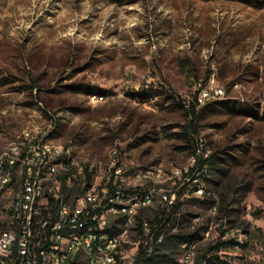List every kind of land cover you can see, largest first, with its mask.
<instances>
[{
	"label": "rangeland",
	"instance_id": "1",
	"mask_svg": "<svg viewBox=\"0 0 264 264\" xmlns=\"http://www.w3.org/2000/svg\"><path fill=\"white\" fill-rule=\"evenodd\" d=\"M199 80L200 88L213 81L227 95L200 105L199 112L207 107L192 120L187 110ZM150 92L152 99L139 98ZM33 129L47 131L104 179L118 149L125 186L157 192L141 206L151 214L161 195L190 183L184 171L196 165L203 141L202 153L219 151L227 179L247 187L252 214L246 207L243 216L250 226L235 230L245 241L264 224L256 220L264 218V0H0V146ZM208 159L199 199L217 176ZM136 169L141 175L134 176ZM183 200L182 211L209 215L202 202ZM6 201L3 193L0 213ZM110 223L114 231L123 227L119 214ZM136 224L130 241L143 244L148 231L138 233ZM210 224L217 235L220 221ZM256 238L257 249L242 247L232 257L242 262L256 252L264 262V243ZM187 248L164 264H183Z\"/></svg>",
	"mask_w": 264,
	"mask_h": 264
},
{
	"label": "built area",
	"instance_id": "2",
	"mask_svg": "<svg viewBox=\"0 0 264 264\" xmlns=\"http://www.w3.org/2000/svg\"><path fill=\"white\" fill-rule=\"evenodd\" d=\"M200 81H198V92L192 97L191 108L192 106L199 108L203 102L211 98L227 95L225 88H215L213 81L209 89H201ZM22 133V139L17 142H24V149L0 151V168L3 171L14 170V178L0 182V199L3 193L7 196L0 213V264L47 263L42 261V249L54 251V247H61V257H55L54 260H60L61 263L81 264L78 257H73V250H80V243H88V255L92 257V264H101V261L112 258L110 254L112 244L122 245L124 237H136L130 235L128 231L131 208L125 204L126 193L144 191L147 199L150 193L157 192L140 185L125 186V167L119 159L118 149L116 166L106 170L104 181L96 180V184H90L91 195H83L81 191L78 194H69V191L62 190V196H55V189H44V174H52L54 178L63 179V182L64 179H71L75 186V184H89L90 173L86 172V168L82 169V177H75V173H60L61 159L68 154L59 153V160H51L48 157L47 131L33 129L24 130ZM196 156L195 170L191 174L193 176L189 178L190 184L194 187L193 195L200 197L198 180L203 174L204 164L202 167L199 165L202 160L211 157L202 153V141L198 142ZM189 172L190 169L185 170V174ZM133 174L139 176L141 170L136 169ZM46 199L54 200L52 221L41 224L43 203ZM161 200L163 203L159 204V207L168 212L176 200V193L161 195ZM246 207L251 211V205ZM113 214H120L123 220V227H118L117 231H110L108 234L91 232L85 241H77L76 232L62 233V226H68L73 222L110 223ZM137 224L138 233L141 230H148V237L145 243L130 246V249H134V257L127 259L125 264H138L144 252L150 255L156 252V244L166 241L165 231L158 233L157 225L149 219L139 220ZM66 239H73V248H66ZM188 259L189 254L185 264Z\"/></svg>",
	"mask_w": 264,
	"mask_h": 264
},
{
	"label": "trees",
	"instance_id": "3",
	"mask_svg": "<svg viewBox=\"0 0 264 264\" xmlns=\"http://www.w3.org/2000/svg\"><path fill=\"white\" fill-rule=\"evenodd\" d=\"M67 87H73L74 85H66ZM76 89V88H75ZM154 92H157V88L152 87ZM139 98L143 101L152 99L154 93L139 94ZM182 104V103H181ZM235 105V104H234ZM184 107V105L182 104ZM202 108L199 112L196 106H192L190 110H187L192 115V120H197L201 113L206 109ZM228 107V106H227ZM230 107V105H229ZM193 135V134H191ZM191 139H193L191 137ZM237 158V157H235ZM221 157L219 151H214L211 157L208 159V164L212 172V169L216 170V178H211L213 189L205 188L204 185V199H199L193 195L194 187H189V182L185 184L175 185L176 200L171 206L168 212L164 211L161 207L155 211V214H151L150 208H140L136 215L137 221H148V219L157 225V232L161 233L165 231L166 241L164 243H158L156 245V252L148 255L146 252L141 256L138 264H164L172 260V256L178 253L179 248H182V243L195 244L196 260L197 264H222L221 251L227 245L244 244L237 240V231H247L250 226L249 221L243 216H247L245 197L247 194V187L233 178L227 179L228 168L221 166ZM205 160L200 162L199 167H202ZM194 167L190 169L189 173H184L187 177L193 176ZM90 173L89 184H85L82 187L80 184H75L71 189H66L69 194H78L80 191L83 193L90 184L93 183V174ZM92 179V180H91ZM92 182V183H91ZM133 189V188H131ZM184 196L192 198L193 201L202 202V206L208 210L209 215L205 216L201 213H195L193 211H182L184 203ZM217 206L216 211L210 213L213 206ZM54 208V205H52ZM188 206V205H186ZM191 208V206L186 207ZM211 208V209H210ZM252 214V209H251ZM257 215V212H254ZM197 216H203L204 219L195 221ZM205 216V217H204ZM248 217V216H247ZM213 218L220 221V225L216 227L217 235L213 234L210 223ZM224 221V223H222ZM138 225V224H137ZM176 227V229H174ZM168 229V230H166ZM209 231V235L206 233ZM144 233V230H142ZM170 243L167 247L164 244ZM195 261V260H194Z\"/></svg>",
	"mask_w": 264,
	"mask_h": 264
},
{
	"label": "bare ground",
	"instance_id": "4",
	"mask_svg": "<svg viewBox=\"0 0 264 264\" xmlns=\"http://www.w3.org/2000/svg\"><path fill=\"white\" fill-rule=\"evenodd\" d=\"M214 86L215 88H222L215 84ZM201 89H209V87H203ZM222 97L223 96H218L217 98H211L203 102L202 104L215 101ZM14 148L24 149V142H17L15 140L5 146H0V151L8 152V151L13 150ZM46 149L48 150V157L51 158V160H59V153L66 152V154H68V156H63L61 159L60 173H75V177H79V176H82L83 168H86V172H88V170H90L89 172L92 171L93 164L90 165V168H87L84 164L75 160V158L71 155L70 150L68 149L65 150L63 145L52 142L48 137H47V142H46ZM70 157H72L71 160H70ZM110 165H111V162H110ZM190 167H192V165ZM91 173L93 174V177H94L93 183L91 182L92 184H96V180L104 181L106 179V178L104 179L103 176H101V174L98 172L92 171ZM12 178H14V170L3 171V169L0 168V182L10 181V179ZM43 183H44V189H55V196H62V190L66 191V189L68 190L74 187V183H72L71 179H64V182H63V179L54 178L52 174H44ZM199 190H200V194H203V189H199ZM81 194L91 195V186L87 187V189H85V191ZM136 200H140V201L136 202ZM152 201L153 200H152L151 195L147 199H145V195H141L140 192L126 193L125 204L128 205L129 208H131L129 218H128V231H129L130 226L136 223V215L139 209L141 208V206L148 205ZM52 205H54L53 199H46V201L43 203V211L41 214V224L51 223L52 208H53ZM214 207L215 209L217 208L216 205ZM174 229H176V227H174ZM110 231H114V228H112L111 223H103L102 221H93L91 224H81V222H73L69 224L68 226H62V233L76 232L77 241H85V239L88 238V235L91 232H98L99 234H108L110 233ZM146 231L148 230H144V233ZM130 243H132L130 241V238L124 237V244L122 245L112 244L110 247V254H112V258H109L108 261H101V264H125L127 259L134 257V249H130V246L137 245L135 244V242H133L132 244ZM182 246L183 247L187 246L188 247L187 249H190L188 244H183ZM66 248H73V239H66ZM189 252L190 250L187 252L184 258L183 264H185V259L188 257V254H189V259L187 260L186 264H192V262H194L195 255H196L195 250L194 251L192 250V252L190 253ZM55 257H61V247H54V251H51L49 249H42V261H47V263H41V264H68V263H61L60 260H54ZM73 257H78V261L81 264H92V257L88 255V243H80V250H73Z\"/></svg>",
	"mask_w": 264,
	"mask_h": 264
},
{
	"label": "crops",
	"instance_id": "5",
	"mask_svg": "<svg viewBox=\"0 0 264 264\" xmlns=\"http://www.w3.org/2000/svg\"><path fill=\"white\" fill-rule=\"evenodd\" d=\"M215 79L214 76H212L210 78L211 79ZM209 80V81H210ZM215 82H216V79H215ZM217 83V82H216ZM218 84V83H217ZM220 85V84H218ZM255 212L258 213L257 210H255ZM255 217H258V216H255ZM257 221L260 220L261 222L264 221V218H257L256 219ZM254 228V229H253ZM252 230L250 231L249 235L246 236L245 238V241L243 240L244 238H241V243H244V244H237V245H227L223 248V250L221 251V262L222 264H264V262L261 263V255L258 254V253H254V255L251 256V258H248V259H245L244 261L242 262H238L237 259H234L232 256L233 255H238L239 254V250L242 249V247H246L247 246V249L248 250H254V249H257V244H253V240H256V234L259 235V240L261 243H264V237H263V231H264V224H257L255 227H253ZM259 228H262V229H259ZM258 240V239H257ZM250 242V244H249ZM255 243V242H254ZM263 249V248H262ZM263 259H264V256H262ZM251 259V260H250ZM253 259V260H252Z\"/></svg>",
	"mask_w": 264,
	"mask_h": 264
}]
</instances>
